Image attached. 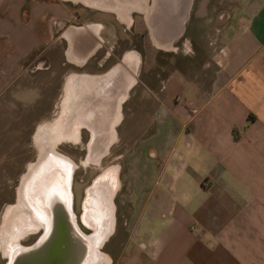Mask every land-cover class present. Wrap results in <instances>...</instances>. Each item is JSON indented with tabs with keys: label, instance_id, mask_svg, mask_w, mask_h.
<instances>
[{
	"label": "crops",
	"instance_id": "1",
	"mask_svg": "<svg viewBox=\"0 0 264 264\" xmlns=\"http://www.w3.org/2000/svg\"><path fill=\"white\" fill-rule=\"evenodd\" d=\"M192 1L153 0L149 11L140 1L131 3L143 7L134 11L143 13L154 44L167 49L182 36ZM66 2L0 0V91L49 41L53 24L60 23L64 58L76 66L108 45L104 10L115 11L96 6L98 16L77 22ZM224 37V54L207 83L173 69L159 88L155 122L175 120L182 130L171 134V157L153 185L139 198L129 188L119 264H264V0H238ZM125 56L140 64L138 52L127 49L105 72L78 73L87 82L69 88L91 102L87 92L111 85V70ZM182 140L184 151L178 148ZM154 210L159 214L153 219Z\"/></svg>",
	"mask_w": 264,
	"mask_h": 264
},
{
	"label": "rangeland",
	"instance_id": "2",
	"mask_svg": "<svg viewBox=\"0 0 264 264\" xmlns=\"http://www.w3.org/2000/svg\"><path fill=\"white\" fill-rule=\"evenodd\" d=\"M66 1V5L72 9V16L77 14V18H71L73 21L82 22L87 17L90 20L92 16H98L96 12H102L94 4L88 6L81 0ZM135 1L144 3L146 11L150 10L153 3V0L128 2ZM237 3L238 0H193L182 36L167 49L154 44L148 24H143V13L134 11L124 17L104 10L109 16V21H105L110 32L108 45L99 49L84 66H76L64 58L65 42L58 36L60 23L53 24L49 41L23 62L17 79L0 91V230L12 227V224L3 220V216L8 217L6 210L15 203L21 177L27 165L37 157V128L61 117L65 90L70 85L79 86V83L82 85L87 82V78L78 76V73L105 72L120 61L125 50L133 49L138 52L140 64L135 74V84L121 104V121L116 126V139L108 154L96 164H81L88 154L90 131L86 128L78 134L79 143L62 141L59 144L60 150L77 164L70 187L74 195L72 214L86 234L91 230L79 219L85 189L101 170L117 166L120 185L114 199L113 231L100 250L109 257L108 262L103 264H119L117 258L128 229L125 216L130 206L125 197L129 188L139 198L138 192L142 195L143 189L145 193L153 185L155 176L171 157L170 149L174 145L171 134L182 130L181 123L175 120L170 121L171 125L155 122L159 88L165 76L173 69L197 76L200 81L203 78L204 83L212 78L224 54L225 25L229 23ZM131 21L134 24L128 25ZM106 50L110 51L109 57L99 65ZM70 77L72 82L68 80ZM26 89L33 92L22 95L21 92ZM85 98L82 97V101H86ZM178 148L185 150L184 140L179 142ZM158 214L154 210L151 216L154 219ZM43 231V228H39L23 234L19 239L20 246L33 244ZM8 260L6 253L0 249V264H6Z\"/></svg>",
	"mask_w": 264,
	"mask_h": 264
},
{
	"label": "bare ground",
	"instance_id": "3",
	"mask_svg": "<svg viewBox=\"0 0 264 264\" xmlns=\"http://www.w3.org/2000/svg\"><path fill=\"white\" fill-rule=\"evenodd\" d=\"M84 3L94 4L95 6L105 7L114 10L120 16L128 17L129 13L138 10L142 11L143 7L135 3H125L122 0H114L115 4H106L101 0H81ZM105 5V6H104ZM138 61L136 67L133 68L135 72L138 71ZM41 129L36 137V143L40 154H37L36 159L28 166V172L23 176L20 187V200L17 205L12 207L8 217L4 221L12 224V227L0 230V249L6 253V256L11 259L15 250L21 248L19 239L23 234L34 232L36 229H47L49 226V213H47L46 200L42 197L46 193L47 186L43 183H49V187L54 193H60V197H65L67 188V197L69 199L68 206H70L72 178L71 171L77 167L76 162L68 154H60L57 149V142L52 141L49 137V132ZM105 144L95 142L92 144V150H98L100 146ZM112 144H109L107 149ZM107 154H100L98 157H91L90 159L97 163L102 160ZM83 162V163H82ZM81 164H84L82 161ZM44 169H50L48 178L42 183L36 196L29 190L30 182L34 177H39L44 174ZM41 173V174H40ZM120 178L117 172V166L113 165L101 170L91 181L85 189V197L82 203V212L80 214V221L84 226L90 229L88 237L93 240V256L89 259L87 264H103L109 260L108 255L100 250L101 245L106 241L107 237L112 233L114 226V211L115 202L114 197L119 189ZM37 188V185H36ZM48 188V190H49ZM40 197V198H39ZM71 207V206H70ZM46 210V211H45ZM71 212L72 208H71ZM9 219V221H7Z\"/></svg>",
	"mask_w": 264,
	"mask_h": 264
},
{
	"label": "flooded vegetation",
	"instance_id": "4",
	"mask_svg": "<svg viewBox=\"0 0 264 264\" xmlns=\"http://www.w3.org/2000/svg\"><path fill=\"white\" fill-rule=\"evenodd\" d=\"M137 61L138 58L135 56H125L122 61L123 65L119 64L111 70L112 73L109 75V78H114L111 85L108 83L107 88H100L97 91L94 90L93 87L90 92H87L88 100L91 102L82 101L80 92H75L72 90L73 88H67V90H65V105H63L61 117L39 126L36 130L35 139L39 131L43 129V132H49V137L52 141L57 142L59 153L66 154L64 151L60 150L59 144H61L62 141L79 143L78 134L83 128H86L90 131V139L87 144V158L83 160L84 164L93 163L94 161L90 159L91 157H98L100 154H108L111 146L107 151L105 146L107 145L108 147L109 144H113L116 139V126L121 121L122 115L121 104L128 97L129 89L135 84V78L131 73H137L133 69L136 67ZM71 79L70 77L68 80L71 81ZM95 142L105 145L102 147L100 146L98 150L94 151L91 146ZM37 154H40V152L38 151ZM28 166L29 164L27 165L25 174L28 172ZM23 176L17 188L15 203L7 208V214L10 213L12 207L17 205L20 200V187ZM73 201L74 195L71 192V208ZM6 216L7 215H4L3 218L5 219Z\"/></svg>",
	"mask_w": 264,
	"mask_h": 264
},
{
	"label": "water",
	"instance_id": "5",
	"mask_svg": "<svg viewBox=\"0 0 264 264\" xmlns=\"http://www.w3.org/2000/svg\"><path fill=\"white\" fill-rule=\"evenodd\" d=\"M43 172V175L34 177L29 184V190L36 196L42 185L39 181L48 178L50 169H44ZM45 184L51 187L49 183ZM48 188L42 194L47 204L45 211L49 213L48 228L44 229L36 242L15 250L6 264H87L93 256V240L76 223L71 205L68 206L67 188L65 197H60V193H54Z\"/></svg>",
	"mask_w": 264,
	"mask_h": 264
}]
</instances>
